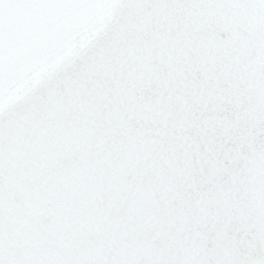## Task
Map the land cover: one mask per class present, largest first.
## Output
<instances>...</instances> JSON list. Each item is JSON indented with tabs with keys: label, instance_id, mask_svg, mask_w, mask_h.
<instances>
[{
	"label": "snow or ice",
	"instance_id": "obj_1",
	"mask_svg": "<svg viewBox=\"0 0 264 264\" xmlns=\"http://www.w3.org/2000/svg\"><path fill=\"white\" fill-rule=\"evenodd\" d=\"M0 264H264V0H0Z\"/></svg>",
	"mask_w": 264,
	"mask_h": 264
}]
</instances>
